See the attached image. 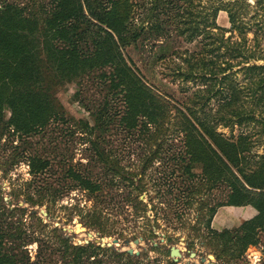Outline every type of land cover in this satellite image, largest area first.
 I'll list each match as a JSON object with an SVG mask.
<instances>
[{"label": "rangeland", "instance_id": "rangeland-1", "mask_svg": "<svg viewBox=\"0 0 264 264\" xmlns=\"http://www.w3.org/2000/svg\"><path fill=\"white\" fill-rule=\"evenodd\" d=\"M88 1L111 28L91 19L87 33L97 44L81 53L87 0H0V45L21 41L31 57L25 72L19 56L0 48V251L8 264H131L129 255L138 257L136 264H214L211 229L261 211L245 199L264 193V106L254 102L264 92H252L257 87L241 80L236 64L240 86L218 77L208 82L211 97L204 90L193 95L204 85L178 69L188 68L183 58L199 39L209 42L207 31L220 43L216 35L223 31L210 28L214 20L225 37L239 39L228 30V3L246 26L245 44L261 56L255 62L264 63V0ZM63 30L70 44L62 50ZM36 43L43 49L38 55ZM231 108L235 115L252 108L254 118L229 125L215 120ZM50 109L51 118L37 116ZM31 124L36 130L25 131ZM15 150L20 154L10 159ZM234 189L243 202H229ZM262 212L246 237L264 241ZM98 236L118 241L107 245ZM171 246L181 255H172ZM245 251L258 262L255 244Z\"/></svg>", "mask_w": 264, "mask_h": 264}, {"label": "trees", "instance_id": "trees-1", "mask_svg": "<svg viewBox=\"0 0 264 264\" xmlns=\"http://www.w3.org/2000/svg\"><path fill=\"white\" fill-rule=\"evenodd\" d=\"M233 4L234 3H230V4L228 3V5H226V7L224 9H226V11H227L228 19L230 22V29H228V30H231V32H232V30H236L241 35V36H239V39H233L232 34H229L228 36L225 37L223 35V32L225 30L222 29L221 26L217 25L215 20H214V22L211 23L210 28H215V29H219V30L223 31L220 35H216L217 37L220 38L219 39L220 43L219 44L215 43V41H214L215 36H213L214 33L212 30L207 31L206 36L210 37V39L208 38L209 42H203L202 40L199 39L197 46H198V44H200V45L198 46V48L197 49L193 48L183 58L185 61H187L188 68L186 70H179L178 69V72L181 73L182 76H184L185 78L191 79L193 81L194 80L201 81V83L194 81L195 82L194 84H196V85L197 84H203L204 85L203 87H197L198 89H196V90L194 89L195 91L192 92L193 95H195L198 91L204 90L208 93V96L211 97L209 95L211 87H210V84H208V82L212 83V81L214 79H217L218 77H219V83H223V81L229 80V81H231L230 82L231 85L240 86L237 79L235 80L236 77H234V75H235L234 71H236V69L234 70L233 68L236 64L239 65L238 68H241L243 70V76H242L241 80L242 81L244 80L247 83L251 82L253 85H255L257 87L252 92H255L257 90H261V92H264V63H256L255 62L256 59L261 58V56L255 55L256 49H254V47H250L249 45L245 44L246 40H247L246 34L244 32L246 26L243 25V23H241L237 19L238 9L233 7ZM87 5L89 6L90 11L87 9V13H81V14H83L82 18L85 19V21H87V22H85V25L79 26V30H80V32H82V34L86 33L88 35H86L83 39H81L83 42L82 44L79 45L81 48L76 49V51H79L81 53L84 51L86 53H90L93 49V46L97 44L95 41L96 37L87 33L89 31V29H88L89 24L88 23H91V19L96 17L99 21H101L102 23H104L108 27H110L108 25V21L105 20V18L101 17L98 13H96L94 10H92V8H91L92 7V1L87 0ZM6 7L7 6H4L2 8H6ZM65 8H70V6H66ZM218 9H221V7L220 6L216 7L215 12H217ZM80 10H81V12H84L81 5H80ZM59 11H64V6L62 4L60 5ZM20 13H22L21 10H19V12L16 14L20 15ZM63 14H64V12H63ZM63 14L56 15L54 21L61 19ZM24 17H27V16L24 15ZM89 17H90V20H89ZM58 24H60V23H58ZM73 26L76 27V24L71 23L69 25V27H73ZM1 31H2V29H1ZM103 32L106 33L105 30ZM66 33H67V31H65V32H64V30L62 31L61 35L63 36V38L58 43L59 48H61L62 50L64 48L68 47V45L70 44V42H68L66 40ZM23 36H26V35H23ZM81 40H79V41H81ZM253 40H256V38L253 37ZM73 42L75 43L77 41L73 40L71 43H73ZM24 44L26 45L27 43L24 42ZM208 44H214V45L211 47H208L207 46ZM43 45H45V44L42 43V46ZM159 46H160V48H163L162 44H159ZM34 47H35L34 52H36V54L37 53L40 54L43 51V49L41 48V43L40 44L39 43L34 44ZM221 47L223 48V50H220ZM0 48L4 49L3 54H5V55L14 56V58L19 56V61L22 62L23 68L26 72V70H27L26 68H28V65H29L27 62L31 59V57L28 54V52L26 51L27 47H24L21 41L16 42V40H14V39H12L10 41L5 40L0 45ZM259 52L264 53V50L261 49V51H259ZM250 61H252V62H250ZM113 83L115 86L117 85L116 80H114ZM213 84H215L214 81H213ZM219 89L220 90L217 92L221 93L223 91L222 90L223 84H221V87ZM254 102L255 103L261 102V104L264 106V99L254 98ZM187 107H189V106H187ZM51 113H52V109L47 110L45 113L39 112L37 114V116L39 118H42L43 116H47L48 118H51L52 117V116H50ZM235 114H238L237 111L231 108L229 114H227V115L224 113H219L217 116L215 115V117H216L215 120L221 121L222 125H229L230 123L233 124L234 121L237 123H242L243 121H245L247 119L254 118V115H255L254 110L252 108H250V110H244L239 115H235ZM183 115H184L183 120L186 122V125H187L186 131L189 132V129L191 128L190 119H188L186 117V113ZM260 116H261L260 120H261L262 124L264 125V116L263 115H260ZM94 119H95V117H94ZM36 126L37 125L31 124V126L26 128L25 131L30 130L28 132H33L36 130V128H37ZM22 127H24V126H22ZM22 127L19 126V128H22ZM24 148L26 149L25 145L21 149H24ZM19 154H20V152H17L16 150L13 151L11 153L10 159H15V157H17ZM191 158L192 157L189 154V159H191ZM43 160L45 162H47L46 158H44ZM8 167L9 166H5V165L3 166V172L4 173H7ZM249 183L251 184V182H249ZM238 194L240 195L241 192L238 193V189H234L232 191V193L229 194V202L237 203V204H239L240 202H243L244 200H242V201L237 200L236 197L239 196ZM245 200L249 201L253 205L260 208L261 211L257 212L256 216L253 215L249 219H244L240 222V224L235 225L233 227H223L221 230H212L211 229L210 238L214 244L213 250L216 254V262L214 264H253L251 262V260L249 259V257L247 256V253L245 251L246 248L248 247L249 243H251L253 245L255 244L256 249L259 250V252H260L259 260L255 264H264V241H259V238L256 235H252V234L249 237H246V233H245V231H247L246 227L253 226V224H255V221L257 219L259 220L261 217V212L264 209V193L262 191L252 193V195H248V197ZM262 213H264V212H262ZM148 229H149L150 234L152 236H154L155 235V226L153 225V227L148 228ZM245 237H246V240L241 241V245H240L241 247L235 248L234 246L237 245V242L239 240L245 238ZM0 245H2V244L0 243ZM96 247L103 249V247L100 246L99 244H96ZM77 248L81 249V248H83V246H77ZM229 248L232 249V252L229 255H224L223 251H225ZM5 258L6 257L4 255V253H2L0 251V264H8V261H6ZM128 258H129L131 264L137 263L138 257H135L136 259H134L131 255H129ZM167 261H168V264H179V263H177L176 260H173V259H168ZM65 264H76V259H73V262H70V261L65 262ZM180 264H197V263L182 262Z\"/></svg>", "mask_w": 264, "mask_h": 264}, {"label": "water", "instance_id": "water-1", "mask_svg": "<svg viewBox=\"0 0 264 264\" xmlns=\"http://www.w3.org/2000/svg\"><path fill=\"white\" fill-rule=\"evenodd\" d=\"M40 211H41L43 214L47 215V212H46L43 208H41ZM71 230L79 231V230H78V226H75L74 228L71 227ZM87 235L90 236V237H92V236H93L92 231H87ZM95 240H96V241H99L100 243H103V244L105 243V244H107V245H112L113 243H115V242L118 241L117 238H113L112 240H108V241H106L105 236H98V237L95 238ZM132 241L135 242V243L139 242V237H135V238H133ZM125 242H126V243H129L130 240H129V239H125ZM173 247H175V246H171L170 249H169V251H170L171 254H172V251H173ZM127 251H128L129 253H132V252H133L132 247H128V248H127Z\"/></svg>", "mask_w": 264, "mask_h": 264}, {"label": "bare ground", "instance_id": "bare-ground-1", "mask_svg": "<svg viewBox=\"0 0 264 264\" xmlns=\"http://www.w3.org/2000/svg\"><path fill=\"white\" fill-rule=\"evenodd\" d=\"M81 229H83V228L78 227V230H79V231H80ZM178 250H179V248H177L176 246L173 247L172 255H175V256H179V255H181L180 251H178ZM177 251H178V252H177ZM194 255H195V252H190V254H189V256H194ZM201 259H203V258H201Z\"/></svg>", "mask_w": 264, "mask_h": 264}]
</instances>
